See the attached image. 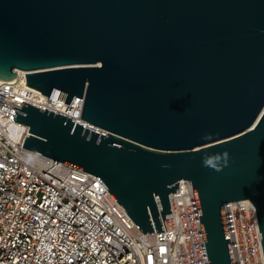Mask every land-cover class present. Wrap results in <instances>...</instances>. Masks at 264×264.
<instances>
[{"label":"water","instance_id":"1","mask_svg":"<svg viewBox=\"0 0 264 264\" xmlns=\"http://www.w3.org/2000/svg\"><path fill=\"white\" fill-rule=\"evenodd\" d=\"M17 69L106 132L22 101L23 147L95 174L143 233L190 180L209 264H233L224 206L250 199L264 254V0H0V80Z\"/></svg>","mask_w":264,"mask_h":264},{"label":"built area","instance_id":"2","mask_svg":"<svg viewBox=\"0 0 264 264\" xmlns=\"http://www.w3.org/2000/svg\"><path fill=\"white\" fill-rule=\"evenodd\" d=\"M23 73L0 80V264H209L190 180L170 193L163 231L143 233L95 174L23 147L29 126L13 116L24 102L106 133L81 118L83 96L68 104L29 91ZM224 213L233 264H264L251 200Z\"/></svg>","mask_w":264,"mask_h":264},{"label":"bare ground","instance_id":"3","mask_svg":"<svg viewBox=\"0 0 264 264\" xmlns=\"http://www.w3.org/2000/svg\"><path fill=\"white\" fill-rule=\"evenodd\" d=\"M17 72H21V70H20V69H17V70H16V73H17Z\"/></svg>","mask_w":264,"mask_h":264},{"label":"clouds","instance_id":"4","mask_svg":"<svg viewBox=\"0 0 264 264\" xmlns=\"http://www.w3.org/2000/svg\"><path fill=\"white\" fill-rule=\"evenodd\" d=\"M226 155V154H225Z\"/></svg>","mask_w":264,"mask_h":264}]
</instances>
